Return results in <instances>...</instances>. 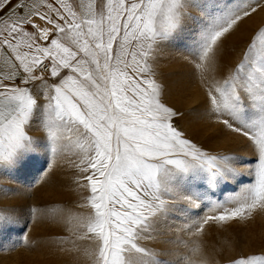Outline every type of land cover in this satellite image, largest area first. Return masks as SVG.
I'll list each match as a JSON object with an SVG mask.
<instances>
[{"label":"snow or ice","instance_id":"snow-or-ice-1","mask_svg":"<svg viewBox=\"0 0 264 264\" xmlns=\"http://www.w3.org/2000/svg\"><path fill=\"white\" fill-rule=\"evenodd\" d=\"M261 6L0 0V177L41 154V176L58 157H74V182L89 193L79 207L90 211L69 214V225L78 223L59 237L69 251H82L88 264H194L188 253L201 247L179 233L201 236L206 226L227 227L264 210V26L226 75L218 59L227 36ZM169 47L189 52L205 86L204 111L244 138L249 157L207 150L177 126L183 113L166 103L157 70ZM12 194L0 183V199ZM157 243L183 244L187 253L149 246ZM28 244L15 208L0 206V251ZM226 264H264V250Z\"/></svg>","mask_w":264,"mask_h":264},{"label":"rangeland","instance_id":"rangeland-1","mask_svg":"<svg viewBox=\"0 0 264 264\" xmlns=\"http://www.w3.org/2000/svg\"><path fill=\"white\" fill-rule=\"evenodd\" d=\"M261 3L262 6L240 22L232 31L230 40L227 36L218 49L219 64L222 66L219 75L227 74L228 68L240 59L251 36L264 26V0ZM192 59L183 47H169L159 58L157 70L159 79L166 87L164 99L169 106L183 113V117L176 120L177 126L207 150L235 152L249 157L250 152L244 138L223 128L215 116L204 111L207 105L205 86L191 62ZM160 63L162 67L159 66ZM32 134L37 138L43 136L40 131H33ZM45 159L41 154L38 158L27 161L12 176L0 177V183L13 190L12 195L0 199V206L15 208L29 237L27 246L0 251V264H88L82 251H69L71 243H61L59 240V237L69 236V227L78 223L74 219L69 225V214L87 215L90 211L79 207L84 203L83 197L89 193L74 182L77 171L69 161L75 158L58 157L52 170L41 176L37 170L45 168ZM242 180L246 182L250 178L245 176ZM52 205L58 206L56 213L47 212ZM32 207L45 211L33 217L29 211ZM195 211L202 216L206 210L202 208ZM179 236L190 244L195 241L200 245V252L188 253L194 264H202L206 259L226 264L231 256L264 250V210H256L249 219L232 222L227 227L206 226L201 236L193 237L188 232H181ZM78 243L83 246L87 242ZM149 246L187 253L183 244L157 243Z\"/></svg>","mask_w":264,"mask_h":264},{"label":"bare ground","instance_id":"bare-ground-1","mask_svg":"<svg viewBox=\"0 0 264 264\" xmlns=\"http://www.w3.org/2000/svg\"><path fill=\"white\" fill-rule=\"evenodd\" d=\"M233 36V34L231 33L230 35H228V40H230V38ZM159 63V62H158ZM162 63H160L159 64V66H161L162 67V65H161ZM201 84H202V82H201Z\"/></svg>","mask_w":264,"mask_h":264}]
</instances>
